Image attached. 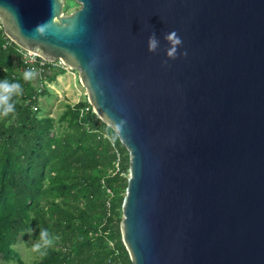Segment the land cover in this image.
Wrapping results in <instances>:
<instances>
[{
	"label": "water",
	"instance_id": "95a60500",
	"mask_svg": "<svg viewBox=\"0 0 264 264\" xmlns=\"http://www.w3.org/2000/svg\"><path fill=\"white\" fill-rule=\"evenodd\" d=\"M76 1L0 0V23L129 151L132 263L264 264V0Z\"/></svg>",
	"mask_w": 264,
	"mask_h": 264
},
{
	"label": "trees",
	"instance_id": "16d2710c",
	"mask_svg": "<svg viewBox=\"0 0 264 264\" xmlns=\"http://www.w3.org/2000/svg\"><path fill=\"white\" fill-rule=\"evenodd\" d=\"M5 36L3 29L0 79L19 81L23 90L13 97L15 113H0V262L23 264L15 245L29 236L37 242L40 228L46 227L54 242L45 254L37 250L33 264H133L122 240L123 217L113 224L116 204L123 208L121 191L128 179L121 172L126 167L121 164V171L113 172L116 152L106 132L115 135L121 163L125 145L87 111L92 107L88 100L66 105L58 118L62 129L54 117L40 116V97L50 90L39 74L33 81L23 79L30 67L15 42L4 46ZM53 71L47 64L43 76L54 81L58 73Z\"/></svg>",
	"mask_w": 264,
	"mask_h": 264
},
{
	"label": "rangeland",
	"instance_id": "374dc122",
	"mask_svg": "<svg viewBox=\"0 0 264 264\" xmlns=\"http://www.w3.org/2000/svg\"><path fill=\"white\" fill-rule=\"evenodd\" d=\"M81 4L76 0H67L65 5V12L70 13L80 8ZM0 30H3L0 23ZM53 72L58 73L59 79L51 80L49 77H45L46 86L50 90L49 95H44L40 97V106L42 107V112L40 116H52L55 118V123L57 129H62V125L58 122V118L65 110L68 103L88 100L86 89L81 84L78 76V71L75 69H62L55 68ZM72 104V103H71ZM91 113H95L93 107L87 109ZM106 137L110 139L111 143L115 140V135L110 130L106 132ZM128 150L124 152V164L126 168L121 173V176L125 179L129 177V167H130V157L128 158ZM122 166V165H121ZM126 189L121 191V195H125ZM116 217L113 219V224L116 226V221L119 223V219L123 217V208L120 204H116L115 210ZM36 242L31 236L26 238H20L18 243L15 245L16 249L21 253L24 260L23 264H33V261L37 258V250L34 248ZM0 264H20L17 262H0Z\"/></svg>",
	"mask_w": 264,
	"mask_h": 264
},
{
	"label": "clouds",
	"instance_id": "9594fccd",
	"mask_svg": "<svg viewBox=\"0 0 264 264\" xmlns=\"http://www.w3.org/2000/svg\"><path fill=\"white\" fill-rule=\"evenodd\" d=\"M175 33L173 32V35ZM158 40L154 36L149 37V48L155 49L157 47ZM23 79L25 81H33L38 76V70L35 67L26 69L23 73ZM23 88L19 81L10 80L8 78L0 79V113L8 115L15 113L16 103L13 99L14 96L19 95ZM29 231H32L30 228ZM54 242V237L50 234L49 229L41 227L39 231V238L34 244V248L40 251L41 254H45L47 248Z\"/></svg>",
	"mask_w": 264,
	"mask_h": 264
},
{
	"label": "built area",
	"instance_id": "2783aa9c",
	"mask_svg": "<svg viewBox=\"0 0 264 264\" xmlns=\"http://www.w3.org/2000/svg\"><path fill=\"white\" fill-rule=\"evenodd\" d=\"M12 43H14V41L9 36H5L4 46L7 47L11 45ZM18 51L20 52L21 59L24 61V63L27 64L30 68L35 67L38 70V74L42 76L44 73V67L47 66V64H51L53 67L62 68V69L70 68L61 59L57 61H48L45 58H43L40 54H38L37 52L26 50L20 47L19 45H18ZM36 84L38 85V83ZM112 146L114 147L115 152H116V160L114 162L113 172L117 173L121 171V161L123 158V153L121 152L120 148L118 147L115 141H112ZM128 154H129V151H128ZM106 190L110 195H113V192L111 191L110 188H107ZM107 205L109 207L110 205L109 201Z\"/></svg>",
	"mask_w": 264,
	"mask_h": 264
},
{
	"label": "crops",
	"instance_id": "0c3cea01",
	"mask_svg": "<svg viewBox=\"0 0 264 264\" xmlns=\"http://www.w3.org/2000/svg\"><path fill=\"white\" fill-rule=\"evenodd\" d=\"M2 30H0V32H1ZM54 69L56 68V67H53ZM49 74H51L50 72H49ZM47 78V75H45V76H41V75H39V77H38V79H39V81H41V80H43L44 82H46V79H44V78ZM59 75H57V77H56V79H59ZM72 104H75L74 102H71Z\"/></svg>",
	"mask_w": 264,
	"mask_h": 264
}]
</instances>
